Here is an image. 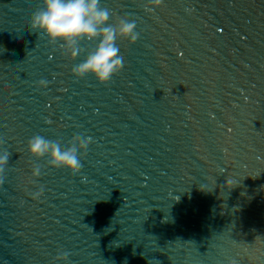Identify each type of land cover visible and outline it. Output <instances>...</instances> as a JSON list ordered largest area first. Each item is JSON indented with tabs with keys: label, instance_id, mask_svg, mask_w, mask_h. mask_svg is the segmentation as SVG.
<instances>
[{
	"label": "water",
	"instance_id": "1",
	"mask_svg": "<svg viewBox=\"0 0 264 264\" xmlns=\"http://www.w3.org/2000/svg\"><path fill=\"white\" fill-rule=\"evenodd\" d=\"M100 2L141 33L107 84L29 31L40 0H0V264H264V0ZM37 134L92 137L80 174Z\"/></svg>",
	"mask_w": 264,
	"mask_h": 264
},
{
	"label": "clouds",
	"instance_id": "2",
	"mask_svg": "<svg viewBox=\"0 0 264 264\" xmlns=\"http://www.w3.org/2000/svg\"><path fill=\"white\" fill-rule=\"evenodd\" d=\"M154 5H160L162 0H150ZM153 7L146 8L154 12ZM190 11V9H185ZM113 13L107 7H102L100 0H40L39 6L29 18L30 32L46 38L49 45H57L69 60L83 59L71 68L74 80L91 76L99 84H107L123 69L125 61L120 52L118 41L127 40L135 43L141 36L137 31L135 19L119 16L113 20ZM85 43L93 45L85 47ZM49 82L41 79L37 85L47 88ZM46 123H51L46 120ZM92 137L83 134L74 135L67 143L60 139H50L42 135L32 136L26 144V151L35 161L45 159L47 166L54 169H64L72 175L80 174ZM11 153L7 149L0 150V186L6 181V170ZM42 166L35 164L31 169L30 183L35 184L34 178L40 177ZM223 172V170H221ZM232 180L227 178L225 187ZM236 187V186H235ZM201 192L208 193L203 186ZM45 191L44 185L29 193L34 200H39ZM23 204V201H21ZM68 251H59L53 258V264H69ZM231 264H236L232 261Z\"/></svg>",
	"mask_w": 264,
	"mask_h": 264
}]
</instances>
